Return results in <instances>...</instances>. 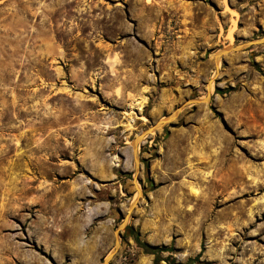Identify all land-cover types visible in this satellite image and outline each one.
Listing matches in <instances>:
<instances>
[{
  "label": "rangeland",
  "instance_id": "obj_1",
  "mask_svg": "<svg viewBox=\"0 0 264 264\" xmlns=\"http://www.w3.org/2000/svg\"><path fill=\"white\" fill-rule=\"evenodd\" d=\"M263 36L264 0H0V264H103L133 177L107 264H264V43L213 59Z\"/></svg>",
  "mask_w": 264,
  "mask_h": 264
},
{
  "label": "water",
  "instance_id": "obj_2",
  "mask_svg": "<svg viewBox=\"0 0 264 264\" xmlns=\"http://www.w3.org/2000/svg\"><path fill=\"white\" fill-rule=\"evenodd\" d=\"M263 43H264V36L261 38H256V39L249 40L247 42H243L240 44L225 46V47L219 49L218 51H216L214 53V56H213L214 62L216 63L219 60V58H221L222 56L227 55L231 52L244 51L249 46L259 45V44H263ZM204 97L205 98H203V99H186V100H184L180 105L175 107V109L172 112H170L168 115H166L160 119H157L155 122L151 123L146 129L139 132L133 138V140L131 142V149H132V154H133V161H134V167H135L134 173L135 174H139V172H140V166H139L140 161H139V158L137 156V146L143 141V139L145 137H148L149 135H151L153 133L158 132L159 130H162L165 126L172 123V121L177 118L180 111L184 107L190 106V105H195L199 102L209 100L208 92L205 94ZM134 180H135V177H133V182H135ZM141 193L142 192L140 190V194L138 196H141ZM136 202H137V199H135L134 201L131 202V204L128 207V209H129L128 211L133 209ZM127 216H128V212L124 215L122 221L118 224L116 231L114 232L115 238H114V242H113V248L105 256V258L103 260V264H107L111 260V258L114 256V254L117 252V249L120 246V242H119L118 238L121 235V231H125Z\"/></svg>",
  "mask_w": 264,
  "mask_h": 264
},
{
  "label": "trees",
  "instance_id": "obj_3",
  "mask_svg": "<svg viewBox=\"0 0 264 264\" xmlns=\"http://www.w3.org/2000/svg\"><path fill=\"white\" fill-rule=\"evenodd\" d=\"M133 239L136 246L140 248L143 253L150 254L153 256L154 263H159L160 261H164L166 264H179V263H175V261L172 259L162 258L160 256L161 252L167 251L166 248L151 245L146 242L140 241L136 236H134ZM180 264H207V262H205L204 260H200L199 256L197 255L195 257L188 258L184 263H180Z\"/></svg>",
  "mask_w": 264,
  "mask_h": 264
},
{
  "label": "bare ground",
  "instance_id": "obj_4",
  "mask_svg": "<svg viewBox=\"0 0 264 264\" xmlns=\"http://www.w3.org/2000/svg\"><path fill=\"white\" fill-rule=\"evenodd\" d=\"M230 38V37H229ZM230 40H232V39H230ZM219 61V60H218ZM218 61L216 62V69L218 68ZM218 70V69H217ZM207 88H208V95L210 94V92H211V88H212V84H211V81H209L208 82V85H207ZM205 96V95H204ZM200 97V99H203V98H205V97ZM143 104H142V100H139V99H136V100H134L133 102H131V105H130V108H131V110H133V109H139L140 110V108H141V106H142ZM145 120V119H144ZM132 127L129 125V127H128V129H131ZM135 135H137V133L135 134ZM134 184H135V187H136V193H135V196H134V200L135 199H137V197H139L138 195L140 194V187L138 186V184H137V182L135 181L134 182ZM188 193L189 194H191V195H194V196H197L198 194H199V191L197 190V188L196 187H194L193 185H188ZM133 200V201H134ZM54 202V201H53ZM63 205V204H62ZM70 209V208H69ZM129 210V209H128ZM127 212H129V211H127ZM16 247V246H15ZM27 256V255H26ZM33 256V255H32ZM35 258V257H34ZM39 259V258H38ZM1 260V259H0ZM5 262H6V260H5ZM5 262H3L4 264H6ZM0 263H1V261H0ZM8 263V262H7Z\"/></svg>",
  "mask_w": 264,
  "mask_h": 264
}]
</instances>
